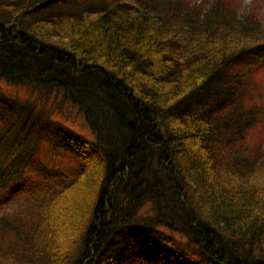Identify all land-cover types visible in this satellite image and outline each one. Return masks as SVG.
<instances>
[{
	"label": "trees",
	"instance_id": "obj_1",
	"mask_svg": "<svg viewBox=\"0 0 264 264\" xmlns=\"http://www.w3.org/2000/svg\"><path fill=\"white\" fill-rule=\"evenodd\" d=\"M237 2L0 0V264H264V27Z\"/></svg>",
	"mask_w": 264,
	"mask_h": 264
},
{
	"label": "rangeland",
	"instance_id": "obj_2",
	"mask_svg": "<svg viewBox=\"0 0 264 264\" xmlns=\"http://www.w3.org/2000/svg\"><path fill=\"white\" fill-rule=\"evenodd\" d=\"M235 1H238L237 3L241 4L239 8L240 10L252 11L254 14H257L258 19L260 20L262 26L264 27V0H235ZM257 79L262 84L264 83V71L257 75ZM1 88L5 93L15 96V97H19V98H27V97L31 98L32 97V96H29L30 91H28V89L22 86H16V85L12 86L11 84L8 85L5 83L3 87ZM33 95H36V94L33 93ZM74 114H75V111L72 112V115ZM64 115L65 113L63 115H59L58 118H64ZM62 121H64V123L67 126L69 127L71 126V128L78 130L79 132H85L87 135H90L89 129L86 123L84 122L83 118L82 119L80 118V120L78 118L76 121H74V119H71V118H65ZM249 143L256 146L258 149L261 150L262 147H264V128H258L255 132H253L250 136ZM70 165L71 163H67V164L64 163V167L66 168L69 167ZM13 197H16V195ZM14 202H15V199L12 200L11 204H14ZM13 206L7 207V209H9L11 213L16 210V209H13L14 208ZM147 210H149L148 207L144 209L143 211H147ZM237 226L241 227V225H237Z\"/></svg>",
	"mask_w": 264,
	"mask_h": 264
},
{
	"label": "bare ground",
	"instance_id": "obj_3",
	"mask_svg": "<svg viewBox=\"0 0 264 264\" xmlns=\"http://www.w3.org/2000/svg\"><path fill=\"white\" fill-rule=\"evenodd\" d=\"M113 172V171H112ZM112 174V173H111Z\"/></svg>",
	"mask_w": 264,
	"mask_h": 264
}]
</instances>
